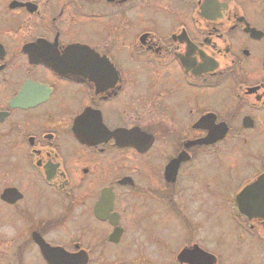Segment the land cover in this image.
Instances as JSON below:
<instances>
[{"label": "flooded vegetation", "instance_id": "af4514ba", "mask_svg": "<svg viewBox=\"0 0 264 264\" xmlns=\"http://www.w3.org/2000/svg\"><path fill=\"white\" fill-rule=\"evenodd\" d=\"M263 173L264 0H0V264H189Z\"/></svg>", "mask_w": 264, "mask_h": 264}, {"label": "rangeland", "instance_id": "374dc122", "mask_svg": "<svg viewBox=\"0 0 264 264\" xmlns=\"http://www.w3.org/2000/svg\"><path fill=\"white\" fill-rule=\"evenodd\" d=\"M252 153L253 151L244 149V154L236 161L232 173L241 176L250 174L256 163ZM234 190L226 191L216 187L214 192L231 197ZM207 211L209 215H206ZM202 212L204 216L200 243L216 256L217 264H264L263 228L255 227V231H247L245 221L231 202H204Z\"/></svg>", "mask_w": 264, "mask_h": 264}, {"label": "water", "instance_id": "95a60500", "mask_svg": "<svg viewBox=\"0 0 264 264\" xmlns=\"http://www.w3.org/2000/svg\"><path fill=\"white\" fill-rule=\"evenodd\" d=\"M238 210L245 214L249 219L254 217H264V173L252 183L246 185L235 197ZM187 257L194 258L189 260L191 264H213L216 258L194 246L193 249H183L178 254L180 261Z\"/></svg>", "mask_w": 264, "mask_h": 264}]
</instances>
